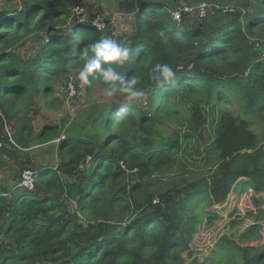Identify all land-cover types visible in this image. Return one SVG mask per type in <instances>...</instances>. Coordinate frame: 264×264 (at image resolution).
Returning <instances> with one entry per match:
<instances>
[{"label":"trees","instance_id":"trees-1","mask_svg":"<svg viewBox=\"0 0 264 264\" xmlns=\"http://www.w3.org/2000/svg\"><path fill=\"white\" fill-rule=\"evenodd\" d=\"M15 1L0 4V165L54 140L58 161H20L15 184L1 189L0 264H187L198 226L219 220L217 207L233 194L263 205L264 0L254 10L255 0H206L205 16L181 21L173 15L181 0H109L135 15L133 33L118 37L70 19L74 0ZM32 38L42 42L25 58L20 49ZM104 38L126 56L103 61L87 90L99 85L111 99L93 100L81 126L38 127L41 105H62L57 89L73 83L79 94L75 77ZM192 139L217 154L214 175L157 191L154 176L179 164ZM26 169L36 172L33 189L21 188ZM253 214L237 240L224 235L215 246L219 264H264V212Z\"/></svg>","mask_w":264,"mask_h":264},{"label":"rangeland","instance_id":"rangeland-1","mask_svg":"<svg viewBox=\"0 0 264 264\" xmlns=\"http://www.w3.org/2000/svg\"><path fill=\"white\" fill-rule=\"evenodd\" d=\"M0 1V4H4V0ZM15 4H18L17 0L14 2V5ZM256 5L257 1L255 0L253 10ZM184 6L190 8V11L187 12L189 17L196 14L205 16L208 13V9L211 7V4L206 0L200 2L197 1L192 4L185 2V0H181L177 5L176 10L183 8ZM202 7L204 8V11L201 12ZM78 8L85 9L87 12V19L92 17L95 18L98 14L103 15L107 23L106 28L111 29L115 37L132 34L134 31L135 15L133 13H123L119 11L109 2V0H74L69 9V15L71 16L70 19L77 16L76 11ZM181 23H183V21ZM41 42V39L32 38L31 41L20 49V53L25 58L35 56L37 48ZM75 79L81 84L79 94L76 93L74 85H71L70 87L74 88L75 93L70 90V87L68 90L60 87L57 89V93L61 96L62 105L53 109L41 105L40 114H35L31 111V114L36 115L34 116L36 118L35 124L38 127H41L48 121L60 123L62 120L66 119H68L67 126L76 124V119H79L78 125L81 126L86 120V112L90 111V106L93 100L98 106L102 107L111 99V96L107 94L109 92L108 90L99 85H95L91 91H88L87 82L81 80L79 75L75 77ZM75 79L73 78V80ZM207 110L210 112L212 111L211 109ZM214 114L217 116L218 113L216 110H214ZM175 125L174 128L178 130H186V126L182 123H177ZM7 126L10 129L11 123L7 122ZM214 126V123H208L206 126V137L209 139L207 141L208 143L213 142L216 138ZM256 131L258 132L259 142L263 143L264 126L259 127ZM208 143L203 142L201 144H196V141L192 139L189 143V147L181 152V162L179 164L174 168L158 172L154 176L155 189L157 191L168 190L175 185L182 188L189 187L190 184L194 182H198V184L207 182L209 177L214 175L219 167L218 156L213 150L207 149ZM57 144L58 140H54L47 144H38L35 142L29 149L20 151L18 159H11L7 161L6 164L0 165V191L4 186H13L15 184V181L17 180L16 177L21 174L19 166L20 161L26 162L29 160L32 164H35V162L40 163L43 160L57 162ZM28 165L32 166L30 163H27V166ZM258 206L260 205L256 204L251 195H245L239 198L237 195L233 194L226 205L220 208L217 207L220 219L212 223L205 220L198 226L188 251L189 256L187 257V264H219V262L213 259L212 252L215 246L220 242V239L224 235H228L232 240H237L239 238V233L249 224H253V217H255L253 213H258L262 210L264 212V203L261 207ZM73 207L74 206H71V209H73ZM261 215H263V213H261ZM234 220L239 221L240 224L238 226H233L232 224ZM262 224H264V221H262ZM231 247L232 245L227 247L226 250H229Z\"/></svg>","mask_w":264,"mask_h":264},{"label":"clouds","instance_id":"clouds-1","mask_svg":"<svg viewBox=\"0 0 264 264\" xmlns=\"http://www.w3.org/2000/svg\"><path fill=\"white\" fill-rule=\"evenodd\" d=\"M94 53L95 55L90 60L86 61L84 68L79 73L80 79L84 82H87L86 78L90 73L99 69L103 61L114 60L119 57L126 56V52L122 50V48L117 44V42L108 38L101 39L96 43ZM163 71L166 75L169 74L168 67H164ZM104 76L112 77L113 73L111 71H107L104 73ZM135 82L136 81H133V83ZM123 91L128 92L131 96L140 95V93L131 91L130 89H123ZM107 94L109 96L112 95L111 92H108Z\"/></svg>","mask_w":264,"mask_h":264},{"label":"built area","instance_id":"built-area-1","mask_svg":"<svg viewBox=\"0 0 264 264\" xmlns=\"http://www.w3.org/2000/svg\"><path fill=\"white\" fill-rule=\"evenodd\" d=\"M190 11V8H188L187 6H184L183 8H180L178 10H176L173 15L174 18L178 21L181 20L182 18V14L183 13H187ZM204 11V8L202 7L201 12ZM76 15L78 18H81L82 20H90L93 24L94 27L100 29V30H104L106 29L107 23H106V19L103 15L98 14V16H96L95 18H88L87 19V12L85 11L84 8H78L76 11ZM73 85V83H69V87ZM75 88V86H74ZM74 88L70 87V90H72V92L75 93ZM5 132H7L9 138L11 139V141L14 143L15 141L13 140L12 137V133L10 131V129L6 126L5 128ZM3 146V141L2 138H0V148ZM35 177H36V172L32 169H26L24 170V172L22 173V180L20 185L25 187V188H29V189H33L34 187V181H35Z\"/></svg>","mask_w":264,"mask_h":264}]
</instances>
